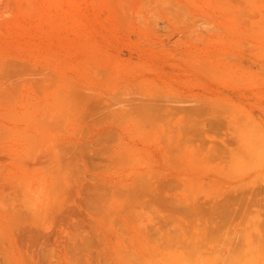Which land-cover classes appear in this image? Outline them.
I'll return each instance as SVG.
<instances>
[{"label":"rangeland","instance_id":"374dc122","mask_svg":"<svg viewBox=\"0 0 264 264\" xmlns=\"http://www.w3.org/2000/svg\"><path fill=\"white\" fill-rule=\"evenodd\" d=\"M262 255L264 0H0V264Z\"/></svg>","mask_w":264,"mask_h":264},{"label":"bare ground","instance_id":"6f19581e","mask_svg":"<svg viewBox=\"0 0 264 264\" xmlns=\"http://www.w3.org/2000/svg\"><path fill=\"white\" fill-rule=\"evenodd\" d=\"M226 213V212H225ZM212 230V229H211ZM213 233H214V231H213ZM193 245H196V243L195 242H193ZM196 247V246H195ZM194 250V249H193ZM195 251L196 250H194V253H195ZM197 253V252H196ZM172 257V256H171ZM164 260V259H163ZM170 261V260H169ZM170 263V262H169ZM169 263H167V264H169ZM172 263V262H171ZM249 264H264V255H262V256H260V257H258V258H256L254 261H252L251 263H249Z\"/></svg>","mask_w":264,"mask_h":264}]
</instances>
